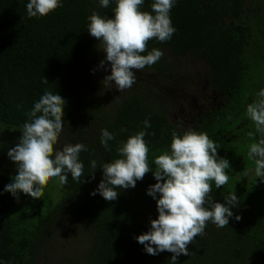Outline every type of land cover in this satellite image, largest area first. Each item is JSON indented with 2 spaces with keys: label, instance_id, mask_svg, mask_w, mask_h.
Listing matches in <instances>:
<instances>
[{
  "label": "trees",
  "instance_id": "obj_1",
  "mask_svg": "<svg viewBox=\"0 0 264 264\" xmlns=\"http://www.w3.org/2000/svg\"><path fill=\"white\" fill-rule=\"evenodd\" d=\"M27 2L0 0V261L168 264L172 253L149 255L135 239L158 217L156 200L147 195L157 182L152 172L135 188L117 189L114 201L90 195L103 178L100 164L118 158L120 142L143 130L148 119L145 140L153 170L174 131L207 132L231 163L228 183L216 189L213 182L211 196L223 203L236 192L240 200L229 225L208 223L178 264H264V182L247 158L255 128L245 114L246 104L264 88V0H177L171 10L177 31L164 43L149 40L143 53L159 48L163 57L137 71L136 83L122 92L103 82L110 70L98 66L106 53L87 31L92 12L111 17L114 2L102 8L98 0H63V7L40 18L28 17ZM151 4L145 0L142 10L150 12ZM45 91L67 100L57 146H87L80 153L84 175L79 182L69 176L58 196L51 178L40 198L21 193L17 199L4 192L18 174L7 152ZM102 128L116 134L110 150L101 145Z\"/></svg>",
  "mask_w": 264,
  "mask_h": 264
},
{
  "label": "clouds",
  "instance_id": "obj_2",
  "mask_svg": "<svg viewBox=\"0 0 264 264\" xmlns=\"http://www.w3.org/2000/svg\"><path fill=\"white\" fill-rule=\"evenodd\" d=\"M98 2L102 8L114 2V15L109 17L94 10L88 17L87 31L100 41L106 53L98 66L106 72L110 70L103 82L114 84L122 92L136 83L137 71L163 57L164 52L159 48L143 53L149 40L164 43L177 31L171 19L177 0H152L150 12L142 10L145 0ZM61 7L63 0H28L26 4L29 18L47 16ZM96 70L93 69V74ZM48 82L45 77V83ZM66 103L58 91H45L26 113L28 120L22 125V136L7 152L18 174L5 185L4 192L17 199L21 193L36 199L51 178H58L60 186L68 183L69 176L80 181L85 169L80 153L87 151V146L82 142L57 146L64 130ZM245 114L255 128L254 133H249L254 142L248 145L247 158L254 161V174L264 182V88L246 104ZM143 126V130L120 142L118 158L100 164L103 178L90 195L99 194L106 201H114L120 195L117 189L135 188L146 173L152 172L157 182L149 186L147 195L156 200L158 217L150 221L147 232L135 239L147 254L155 256L167 251L173 254L168 264H178L181 255H190L189 245L197 236L204 235L208 223L223 228L234 217L233 208H238L240 203L236 192L224 196L223 203L211 196L213 182L216 189L228 183L231 163L219 155L218 141L207 132L189 128L172 133L170 148L155 157L153 170L148 160L150 142L145 140L150 120L145 119ZM115 139V133L100 129V142L106 150H110L109 142ZM90 167L94 174L97 160L92 159ZM235 219L239 221L242 217L235 215Z\"/></svg>",
  "mask_w": 264,
  "mask_h": 264
},
{
  "label": "rangeland",
  "instance_id": "obj_3",
  "mask_svg": "<svg viewBox=\"0 0 264 264\" xmlns=\"http://www.w3.org/2000/svg\"><path fill=\"white\" fill-rule=\"evenodd\" d=\"M253 176V174H250V177H252ZM249 178V177H248ZM55 182H53L54 184H48L49 186L51 185V190H52V192L54 193V195L55 196H58V195H60V193H61V191H60V185H59V183H58V178H55ZM45 186H47V183L45 184Z\"/></svg>",
  "mask_w": 264,
  "mask_h": 264
}]
</instances>
